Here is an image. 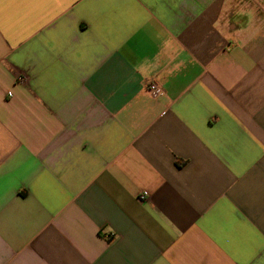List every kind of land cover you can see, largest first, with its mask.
Returning <instances> with one entry per match:
<instances>
[{"label": "crops", "instance_id": "1", "mask_svg": "<svg viewBox=\"0 0 264 264\" xmlns=\"http://www.w3.org/2000/svg\"><path fill=\"white\" fill-rule=\"evenodd\" d=\"M0 264H264V0H0Z\"/></svg>", "mask_w": 264, "mask_h": 264}, {"label": "built area", "instance_id": "2", "mask_svg": "<svg viewBox=\"0 0 264 264\" xmlns=\"http://www.w3.org/2000/svg\"><path fill=\"white\" fill-rule=\"evenodd\" d=\"M147 90L149 92H151L152 95H157V94L161 93V91H162L161 87L157 83H155L154 81H150L147 84ZM145 197H146V193L141 192L138 194L137 199L139 201H143L145 199Z\"/></svg>", "mask_w": 264, "mask_h": 264}]
</instances>
